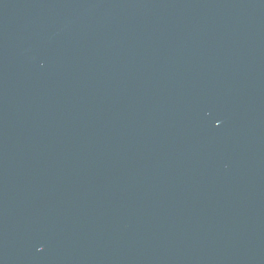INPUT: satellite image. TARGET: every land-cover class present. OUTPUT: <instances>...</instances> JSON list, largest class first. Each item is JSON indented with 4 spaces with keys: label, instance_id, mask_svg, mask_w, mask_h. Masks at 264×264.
<instances>
[{
    "label": "water",
    "instance_id": "1",
    "mask_svg": "<svg viewBox=\"0 0 264 264\" xmlns=\"http://www.w3.org/2000/svg\"><path fill=\"white\" fill-rule=\"evenodd\" d=\"M0 264H264V0H0Z\"/></svg>",
    "mask_w": 264,
    "mask_h": 264
}]
</instances>
